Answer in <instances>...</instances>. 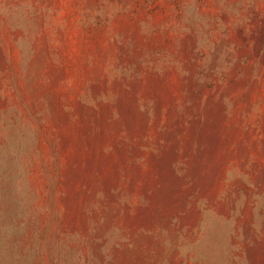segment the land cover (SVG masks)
<instances>
[{
    "label": "rangeland",
    "instance_id": "1",
    "mask_svg": "<svg viewBox=\"0 0 264 264\" xmlns=\"http://www.w3.org/2000/svg\"><path fill=\"white\" fill-rule=\"evenodd\" d=\"M0 264H264V0H0Z\"/></svg>",
    "mask_w": 264,
    "mask_h": 264
}]
</instances>
